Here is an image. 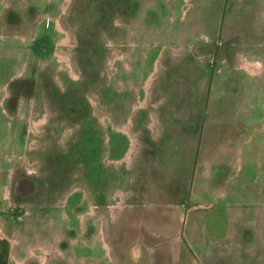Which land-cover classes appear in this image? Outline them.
I'll return each mask as SVG.
<instances>
[{
    "label": "rangeland",
    "instance_id": "rangeland-1",
    "mask_svg": "<svg viewBox=\"0 0 264 264\" xmlns=\"http://www.w3.org/2000/svg\"><path fill=\"white\" fill-rule=\"evenodd\" d=\"M260 184L264 0H0L11 264H261Z\"/></svg>",
    "mask_w": 264,
    "mask_h": 264
},
{
    "label": "crops",
    "instance_id": "crops-1",
    "mask_svg": "<svg viewBox=\"0 0 264 264\" xmlns=\"http://www.w3.org/2000/svg\"><path fill=\"white\" fill-rule=\"evenodd\" d=\"M247 122V121H246ZM252 136V135H250ZM250 181V178L248 177ZM253 180V179H252ZM255 180V179H254ZM249 198L251 199V203L254 200H258L259 203L264 202V185H254L248 188ZM245 226V234H246V246H247V255H257L260 250L261 264H264V213L260 212L258 215L252 216L244 220ZM257 257V256H256ZM11 256L9 254V248L6 245V242L0 240V264H11ZM245 264H251V260L249 263V259L246 257ZM19 264V263H17Z\"/></svg>",
    "mask_w": 264,
    "mask_h": 264
}]
</instances>
